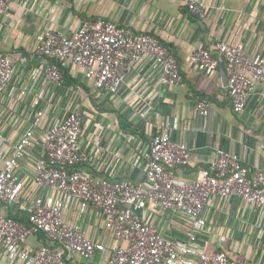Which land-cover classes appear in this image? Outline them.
Wrapping results in <instances>:
<instances>
[{
  "label": "crops",
  "instance_id": "0c3cea01",
  "mask_svg": "<svg viewBox=\"0 0 264 264\" xmlns=\"http://www.w3.org/2000/svg\"><path fill=\"white\" fill-rule=\"evenodd\" d=\"M201 1L207 5L204 18L189 10L190 0H13L9 10L0 13V54L15 65L11 83L0 92L3 158L12 154L37 112L45 111L36 133L37 145L27 151L18 172L25 180L22 196L15 206L0 205L6 215L18 216L15 219L30 227L25 206L37 192L35 164L43 156L42 135L70 111L82 114L80 147L87 153V160L71 170L94 178L145 181V153L151 138L164 132L191 152L189 164L173 170L179 182L195 180L203 169H210L217 149L239 155L253 172L264 166L262 86L251 91L242 112H235L227 94L223 57L216 48L220 41L242 42L248 54L264 57V0ZM84 19L108 20L157 36L175 56L184 84L163 83L161 67L150 55L130 64L116 93L94 90L82 68L70 62L60 63L62 87L50 84L46 69L52 60L37 52L39 34L52 29L72 36ZM195 48H206L220 59L213 74H205L191 62ZM22 88L27 90L24 95ZM37 97L41 101L35 105ZM200 101L207 105L208 114L197 110ZM176 117L179 128L173 130L170 124ZM76 207L72 200L67 221H75ZM138 213L166 237L186 241L188 217L184 213L156 212L153 206ZM204 217L207 224L197 244L202 250L209 254L225 251L235 264H264V208L257 209L237 196L213 197ZM81 225L93 240L112 243V234L97 210H88ZM44 235L32 232L27 244L32 248L45 244ZM0 264H6L2 252Z\"/></svg>",
  "mask_w": 264,
  "mask_h": 264
},
{
  "label": "built area",
  "instance_id": "2783aa9c",
  "mask_svg": "<svg viewBox=\"0 0 264 264\" xmlns=\"http://www.w3.org/2000/svg\"><path fill=\"white\" fill-rule=\"evenodd\" d=\"M12 3L0 0V13L7 12ZM188 8L202 18L206 15L207 5L201 0H190ZM216 48L228 75L229 100L235 112H242L258 84L264 96V57L248 54L242 42L220 41ZM37 52L52 60L46 75L57 87L63 85L60 63L70 62L82 68L94 90L116 93L130 64L144 55L155 58L163 83L184 84L175 56L157 36L137 33L108 20L84 19L72 36L47 29L38 36ZM190 60L207 75L220 64V59L206 48H195ZM14 75L13 60L0 54V92ZM21 91L24 95L27 90ZM40 101L37 97L34 104ZM197 110L208 114L203 101L197 104ZM44 115V110L37 112L9 157L0 155V205L15 206L22 196L25 180L18 172L27 151L37 145L36 133ZM170 126L173 130L179 128L177 117ZM82 135L83 117L77 111H70L42 135L43 156L35 164L37 192L25 206L30 227L0 208V252L6 264H235L225 251L209 254L197 245L207 224L204 209L213 197L231 196L257 209L264 208V166L253 172L239 155L217 149L210 169H203L195 180L179 182L173 170L187 166L191 152L185 143L174 141L170 132H164L151 138L145 153V181L136 184L98 179L71 170L87 160V153L80 147ZM72 200L77 206L74 222L66 220ZM151 206L156 212L184 213L188 217L184 226L186 241L166 237L139 215L138 211ZM90 209L103 216L112 243L98 242L87 235L81 222ZM34 231L44 233L49 244L29 247L27 242Z\"/></svg>",
  "mask_w": 264,
  "mask_h": 264
},
{
  "label": "trees",
  "instance_id": "16d2710c",
  "mask_svg": "<svg viewBox=\"0 0 264 264\" xmlns=\"http://www.w3.org/2000/svg\"><path fill=\"white\" fill-rule=\"evenodd\" d=\"M62 73H63V72H62ZM9 216H12V217H14V218H18V216H14V215H12V214H9ZM43 237H44L45 244H49V241H48V239L46 238V236L44 235Z\"/></svg>",
  "mask_w": 264,
  "mask_h": 264
}]
</instances>
